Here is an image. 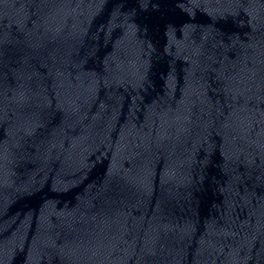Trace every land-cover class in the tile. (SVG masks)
<instances>
[{"label": "water", "instance_id": "1", "mask_svg": "<svg viewBox=\"0 0 264 264\" xmlns=\"http://www.w3.org/2000/svg\"><path fill=\"white\" fill-rule=\"evenodd\" d=\"M124 264H264V0H206Z\"/></svg>", "mask_w": 264, "mask_h": 264}]
</instances>
